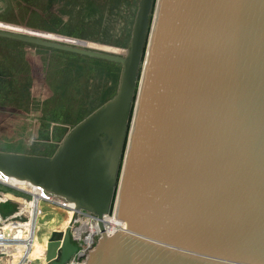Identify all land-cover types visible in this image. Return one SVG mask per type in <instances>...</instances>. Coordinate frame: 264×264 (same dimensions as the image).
Instances as JSON below:
<instances>
[{
    "label": "water",
    "instance_id": "water-1",
    "mask_svg": "<svg viewBox=\"0 0 264 264\" xmlns=\"http://www.w3.org/2000/svg\"><path fill=\"white\" fill-rule=\"evenodd\" d=\"M0 37L122 66L52 154L0 150L1 173L76 207L46 264L79 251L78 210L102 232L85 264H264V0H139L124 55ZM114 211L125 226L108 233Z\"/></svg>",
    "mask_w": 264,
    "mask_h": 264
},
{
    "label": "rangeland",
    "instance_id": "rangeland-1",
    "mask_svg": "<svg viewBox=\"0 0 264 264\" xmlns=\"http://www.w3.org/2000/svg\"><path fill=\"white\" fill-rule=\"evenodd\" d=\"M138 2L53 0L54 14L37 15L21 0H0V26L124 55ZM20 42L0 41V149L49 155L80 117L115 94L122 66ZM26 74H31L28 86ZM8 195L14 197L13 193ZM18 209L17 203L0 197L4 215ZM41 218L33 255L44 253L53 230L65 231L72 215L65 209L47 206Z\"/></svg>",
    "mask_w": 264,
    "mask_h": 264
},
{
    "label": "built area",
    "instance_id": "built-area-1",
    "mask_svg": "<svg viewBox=\"0 0 264 264\" xmlns=\"http://www.w3.org/2000/svg\"><path fill=\"white\" fill-rule=\"evenodd\" d=\"M8 193H13L14 197L9 196ZM0 197L19 205V209L10 214L4 215L0 211V264H46L47 248L44 253L33 255L34 240L39 220L45 214L47 206L65 209L70 213V216H73L76 212L75 205L52 192H47L40 186L1 172ZM77 212L78 218L73 226L79 223L81 218L87 216L91 217L93 221L99 219L98 216L84 210H78ZM108 216H116L115 211ZM94 223L96 230L93 233L91 242H87L86 240L87 233L89 235L91 232L87 230L76 238L75 230L72 227V241L78 244L79 251L65 264L86 263L88 255L97 241L95 238L99 239L102 234L99 229V222ZM120 228L122 227L119 226L117 229ZM106 231L112 233L107 226Z\"/></svg>",
    "mask_w": 264,
    "mask_h": 264
},
{
    "label": "bare ground",
    "instance_id": "bare-ground-1",
    "mask_svg": "<svg viewBox=\"0 0 264 264\" xmlns=\"http://www.w3.org/2000/svg\"><path fill=\"white\" fill-rule=\"evenodd\" d=\"M141 92H142V90H140V94H141ZM99 221H100V218L97 221L96 220L93 221V219L89 216L81 218L79 223H77L75 226L72 225L73 230H75L76 238L81 236L83 232L90 230L91 234L89 233V235H88V233H87L86 240H87V242H91L93 239V233H95V230H96V226H95L94 222H99ZM103 222L108 227V229L111 230V232H114L115 229H117L119 226H121V227L125 226L124 222H122L120 219H116V216L106 215L103 219ZM39 227H40V225L38 223V226L36 229L35 240H34V248H35V244H36V237L40 233V230H41V228H39ZM48 242H49V240H48ZM48 242H47V245H48Z\"/></svg>",
    "mask_w": 264,
    "mask_h": 264
},
{
    "label": "trees",
    "instance_id": "trees-1",
    "mask_svg": "<svg viewBox=\"0 0 264 264\" xmlns=\"http://www.w3.org/2000/svg\"><path fill=\"white\" fill-rule=\"evenodd\" d=\"M21 1H23V2H25L26 3V5L28 6L27 8H28V10H30L31 12H33L34 14H39L38 12H43V13H45L46 15H50V14H54V12H53V5L55 4V2H54V4H53V0H21ZM39 16H41V15H39ZM30 25H32V24H30ZM34 26H39L40 28H47L46 26H44V25H40V24H34ZM0 28H8L9 29V27H2V26H0ZM26 32H30L29 30L28 31H26ZM0 41H8V42H16L17 40H12V39H8V38H4V37H0ZM18 42V41H17ZM20 43H24V42H20ZM50 49H52V48H50ZM54 50H56V49H54ZM56 51H59L60 53H67L66 51H61V50H56ZM5 60H6V58H5ZM9 68V67H8ZM12 70V69H11ZM14 73V72H13ZM14 77V76H13ZM28 79H31V76L30 75H27V81H28ZM32 81V80H31ZM26 85V84H25ZM29 85V81L27 82V86ZM31 85V84H30ZM22 86V85H21ZM12 93H15V92H12ZM114 95V94H113ZM112 95V96H113ZM111 96V97H112ZM110 97V98H111ZM89 114V113H88ZM87 114V115H88ZM86 115V116H87ZM85 116V117H86ZM84 118V117H83ZM82 117H80V119H78V117L75 119V121H76V123H78L80 120H82L83 119ZM75 123V124H76ZM52 154V153H51Z\"/></svg>",
    "mask_w": 264,
    "mask_h": 264
},
{
    "label": "crops",
    "instance_id": "crops-1",
    "mask_svg": "<svg viewBox=\"0 0 264 264\" xmlns=\"http://www.w3.org/2000/svg\"><path fill=\"white\" fill-rule=\"evenodd\" d=\"M8 55V54H7ZM0 57H2V56H0ZM6 63V62H5ZM5 67H7L8 68V66H5ZM26 75H28V74H26ZM31 75V74H30ZM26 81H27V78H26ZM0 150H2V149H0ZM6 151H10V150H6ZM15 152H17V151H15ZM40 228V227H39ZM40 233H41V230H40Z\"/></svg>",
    "mask_w": 264,
    "mask_h": 264
}]
</instances>
